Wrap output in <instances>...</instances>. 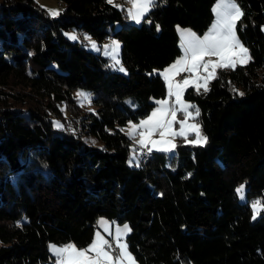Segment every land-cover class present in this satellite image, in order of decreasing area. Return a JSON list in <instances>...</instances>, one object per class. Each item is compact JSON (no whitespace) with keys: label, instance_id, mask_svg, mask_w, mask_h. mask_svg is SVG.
<instances>
[{"label":"trees","instance_id":"obj_1","mask_svg":"<svg viewBox=\"0 0 264 264\" xmlns=\"http://www.w3.org/2000/svg\"><path fill=\"white\" fill-rule=\"evenodd\" d=\"M58 1L50 18L34 0H0V264H53L48 243L85 246L100 217L129 225L139 264H264V213L252 219L235 191L264 201V0H236L252 62L218 69L207 94L185 91L207 143L135 152L137 166L121 129L165 97L155 70L181 55L176 27L203 34L216 0H157L139 25L120 0ZM69 29L117 39L127 74ZM75 89L93 94L92 111ZM62 106L68 124L55 128Z\"/></svg>","mask_w":264,"mask_h":264},{"label":"snow or ice","instance_id":"obj_2","mask_svg":"<svg viewBox=\"0 0 264 264\" xmlns=\"http://www.w3.org/2000/svg\"><path fill=\"white\" fill-rule=\"evenodd\" d=\"M108 2L113 3V0H108ZM127 2L131 5L127 9V18L136 24H141L151 10L158 6L157 0H127ZM114 6L119 7V5ZM212 11L215 19L203 36L191 29L181 30L179 26L177 27L182 55L159 72L167 86V97L156 100L157 107L139 124L130 122L127 135L132 139L139 135L136 143L141 149L146 148L148 153H151L153 149L166 153L172 152L176 148L173 140L178 136L182 137L185 143L205 145L208 138L203 134L200 123L189 122L197 120L200 110L183 99L186 89L193 87L197 94H200L202 88L203 93L207 94L210 91V82L218 78V69L235 70L238 66L249 65L253 60L250 50L237 36V25L244 13L236 0H216ZM48 13L52 17L60 14L54 9L48 10ZM147 22L151 23L150 20ZM156 28L157 31L160 30L159 25H156ZM261 31H264V26H261ZM70 38L77 39L75 35H70ZM84 39L89 41L94 51H100L96 42L92 41L89 36L86 35ZM103 47L104 54L109 56L113 62L109 67L126 73L119 58L120 42L112 40L109 45ZM213 56L216 57L215 60L211 59ZM183 72L189 75L177 81L176 77ZM233 91L236 90L233 89ZM237 94L244 95L243 92ZM77 98L82 100L81 106L84 102L88 104L92 102L90 94L84 92H77ZM178 112L183 114L182 120L176 119ZM177 123L179 131L173 128V125ZM54 126L63 127L58 121L54 122ZM157 134L159 139H152L153 135ZM190 134H194V139L189 140ZM235 191L242 201L246 199L244 184H241ZM251 208L253 219H255L257 215L264 213V201L259 199L253 201ZM98 225L104 227L108 235L112 237L111 241L97 231L86 248H78L71 242L62 246L50 244L49 250L56 258L55 264H136V258L129 251L124 239L131 231L129 225L117 226L114 234L110 230L109 222L102 219L98 221Z\"/></svg>","mask_w":264,"mask_h":264},{"label":"rangeland","instance_id":"obj_3","mask_svg":"<svg viewBox=\"0 0 264 264\" xmlns=\"http://www.w3.org/2000/svg\"><path fill=\"white\" fill-rule=\"evenodd\" d=\"M35 1V3L36 4H38L41 8H43L44 9V11L46 12V14L48 15V17H50V18H56L57 16H55V17H52V16H50L49 15V13H48V10H52V9H54V10H58L59 12L61 11V6H60V4H59V1L58 0H34ZM121 2H122V0H120ZM124 5H125V10H126V13H127V9L128 8H130L131 7V5L127 2V0H123V2H122ZM215 3H216V1H215ZM215 3H214V5H215ZM113 4H115V5H119V7L122 5L119 1H116V0H113ZM214 5H213V7H214ZM213 7H212V9H213ZM213 15H214V13H213ZM214 19H215V17H214ZM214 19H213V21H214ZM131 23H133V24H136L134 21H131V20H129ZM213 21H212V23H213ZM136 25H139V24H136ZM119 26V24H117L116 25V27H118ZM211 26V25H210ZM264 26V25H263ZM178 27V26H177ZM177 27H176V29H177ZM181 30H184V29H189V28H184V27H179ZM209 29V28H208ZM207 31V30H206ZM205 31V32H206ZM204 32V33H205ZM264 32V31H263ZM204 33L203 34H201L200 36H203L204 35ZM70 35H75L76 37H77V39H71L70 38ZM89 36L90 38H91V40L92 41H95L96 42V44H97V46L100 48V51H94L92 48H91V46H90V44H89V41L88 40H86V39H84V37L85 36ZM199 35V34H198ZM63 36H64V38L68 41V42H70V43H78L79 45H81L84 49H86L87 51H89V52H92V53H94V54H101L102 56H105L106 58H108L109 59V65H111L113 62H112V60L110 59V57L109 56H107V55H105L104 54V45H109L110 43H111V41L112 40H116V41H118L117 39H115V38H107V39H105V40H103L102 42H98V41H96L91 35H89L88 33H86V32H83V31H79V30H77V29H69V30H65V31H63ZM180 42H181V40L179 41V46H180ZM121 45V44H120ZM181 49V48H180ZM181 53H182V51H181ZM120 58V57H119ZM206 59H207V57H206ZM211 59H213V60H215L216 59V57H211ZM123 65V64H122ZM125 68V67H124ZM110 69L111 70H114V71H116V72H118V73H122V74H127V71H126V73L125 72H120V71H118L116 68H113V67H110ZM155 72L157 73L158 72V70H155ZM160 72V71H159ZM158 72V73H159ZM189 75V73H187V72H183V73H181L180 75H179V80H181V79H183V78H185V77H187ZM179 80H177V81H179ZM193 88V87H192ZM195 91H196V89L195 88H193ZM201 91H203V89L201 88L200 89V92ZM77 92H84V93H87V94H90V96H91V99H92V97H93V94H91V93H89L88 91H86V90H83V89H75V90H73L72 91V95L76 98V101H77V103L81 106V103H82V100L81 99H78L77 98ZM197 92V91H196ZM167 97V86H166V95H165V97L164 98H166ZM163 99V98H162ZM183 99H184V97H183ZM160 100V99H159ZM185 100V99H184ZM156 101V100H155ZM154 101V102H155ZM186 102H189V101H187V100H185ZM156 104V103H155ZM83 109H85V110H89V111H92L93 110V107L91 106V103L90 104H88V103H86V102H84L83 103V106H81ZM157 107V104L154 106V108L153 109H155ZM153 109L150 111V113L147 115V116H145V117H143V118H140L139 120H137V121H129L122 129H123V133H125L126 134V136L130 139V149H129V155H128V164H130V165H132V166H137V164H138V159H137V157H136V154H135V152H137L136 150H137V148L138 147H140L139 146V144H137L136 143V141L137 140H139V135H136V137H135V139H132V138H130L128 135H127V132L129 131V125H130V122L132 123V124H139V122L141 121V120H143V119H146L151 113H152V111H153ZM67 115H68V112H67V110L65 109V107H63L62 106V116H59V117H55V116H52V120H53V126H54V122H56V121H58V122H60L62 125H63V127L65 126V125H67L68 123H66L68 120L66 119L67 118ZM176 119L177 120H182L183 119V114L182 113H177V117H176ZM189 122H197V120L196 121H189ZM55 127V126H54ZM62 127V128H63ZM55 128H57V127H55ZM173 128H174V130H176V131H179V124L177 123V124H174L173 125ZM152 139H159V135L157 134V135H153V137H152ZM191 139H194V134H190L189 135V140H191ZM179 142H183L184 144H190V143H185V141H184V139L182 138V137H176L174 140H173V143H175L176 144V146H177V144L179 143ZM192 145V144H191ZM137 146V147H136ZM134 147H135V150H134ZM153 151H156L155 149H153ZM162 152V151H161ZM175 152V149L172 151V152H170V153H166V152H164V153H166L167 155H171V154H173ZM138 154V153H137ZM133 157H135V159H133ZM241 184H244V183H240V184H238V186L236 187V189L241 185ZM245 185V184H244ZM245 189H246V186H245ZM237 195V194H236ZM245 196H246V191H245ZM257 199H259V200H261L260 199V197H256V198H253V199H249L248 200V198H247V196H246V199L245 200H241L238 196H237V200H238V202H240V203H245V202H247L248 201V203H249V206H250V208H251V203L253 202V201H255V200H257ZM259 215H257V217H258ZM251 217H252V219H253V211H252V208H251ZM256 217V218H257ZM255 218V219H256ZM105 220V221H107V222H109V227H110V230H111V232L114 234L115 233V228L117 227V226H123L124 224H126V223H123V224H118L117 222H115V221H113V220H109V219H107V218H105V217H100V218H98L97 219V221H96V224H95V230H94V234H93V238H94V236H95V233L97 232V231H100L101 232V234L102 235H104L105 236V238L106 239H109L110 241L112 240V237L111 236H109L108 235V233L105 231V229H104V227H102V226H99L98 225V221H100V220ZM128 225V224H127ZM130 233V232H129ZM128 233V234H129ZM127 234V235H128ZM93 238H92V240H93ZM124 239H125V241L127 242V236L126 237H124ZM92 242V241H91ZM90 242V243H91ZM89 243V244H90ZM50 244H52V245H57V246H62V245H65V244H55V243H48V251H49V253H50V255H51V258H50V260L52 261V263L53 264H55V256L52 254V252H50V250H49V245ZM68 244V243H67ZM89 244H87V245H82V246H80V245H76L78 248H86ZM130 251V250H129ZM136 264H139L137 261H136Z\"/></svg>","mask_w":264,"mask_h":264},{"label":"built area","instance_id":"obj_4","mask_svg":"<svg viewBox=\"0 0 264 264\" xmlns=\"http://www.w3.org/2000/svg\"><path fill=\"white\" fill-rule=\"evenodd\" d=\"M122 2H123V0H122ZM139 149H140V152L142 153V156L144 157V159L147 158L148 156H150V153L147 152L146 148L145 149H141L139 147Z\"/></svg>","mask_w":264,"mask_h":264},{"label":"crops","instance_id":"obj_5","mask_svg":"<svg viewBox=\"0 0 264 264\" xmlns=\"http://www.w3.org/2000/svg\"><path fill=\"white\" fill-rule=\"evenodd\" d=\"M207 30H208V29H207ZM177 34H178V39H179V41H180V34H179L178 31H177ZM179 47H180V46H179ZM180 50H181V49H180ZM181 55H182V53H181ZM181 55H180V56H181ZM180 56H179V57H180ZM179 57H178V58H179ZM170 65H171V64H170ZM167 67H168V66H167ZM164 69H165V68H164ZM161 71H163V69L160 70V72H161ZM158 72H159V71H158ZM176 80H179V76L176 77Z\"/></svg>","mask_w":264,"mask_h":264},{"label":"bare ground","instance_id":"obj_6","mask_svg":"<svg viewBox=\"0 0 264 264\" xmlns=\"http://www.w3.org/2000/svg\"><path fill=\"white\" fill-rule=\"evenodd\" d=\"M137 153H138V155H139V159H140V157L142 158V159H144V157L142 156V153L140 152V149H139V147L137 148ZM141 159V160H142Z\"/></svg>","mask_w":264,"mask_h":264}]
</instances>
